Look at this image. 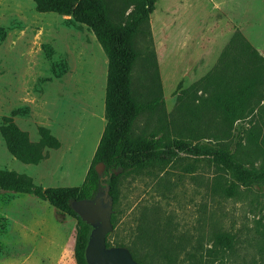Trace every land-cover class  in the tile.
Returning <instances> with one entry per match:
<instances>
[{
    "label": "rangeland",
    "instance_id": "rangeland-1",
    "mask_svg": "<svg viewBox=\"0 0 264 264\" xmlns=\"http://www.w3.org/2000/svg\"><path fill=\"white\" fill-rule=\"evenodd\" d=\"M132 3L106 0L112 14H120ZM149 27L150 46L144 34ZM149 27L143 24L135 37L137 57L131 72L135 103L151 105L140 115L138 130L153 123L152 129L166 128L161 96L164 109L177 113L182 89H188L190 96L200 92L197 82L214 67L234 33L240 32L264 57V0H157ZM173 35L184 55L178 57L179 66L174 68L173 63L171 69L165 59L167 37ZM106 76L107 58L86 26L68 16L38 13L32 0H0V125L3 116L18 110L14 121L31 141H38L37 129L42 126L60 142L59 149L47 150L45 161L36 168L15 160L0 136V170L31 176L43 188L78 186L106 123ZM179 108L181 114L190 111L188 105ZM221 127L218 122L211 131L195 134L192 143L213 146L218 142L245 167L259 168L264 155V110L259 113L258 107L252 117L236 121L229 134ZM31 169H47L53 178L33 177ZM232 183L209 160L186 152L166 172L122 177L108 242L124 244L136 262L145 264L146 253L155 255L167 247L157 229L168 222L166 231L172 240L185 234L191 243L199 239L204 250L211 247L215 235L234 237L233 248L220 253L222 258L215 264H264V181L239 187L233 197L218 189ZM12 200L13 196H0V207ZM144 218L148 223L143 221L141 233L145 236L138 241ZM153 224L160 226L156 229ZM1 230L0 252L7 251Z\"/></svg>",
    "mask_w": 264,
    "mask_h": 264
},
{
    "label": "trees",
    "instance_id": "trees-1",
    "mask_svg": "<svg viewBox=\"0 0 264 264\" xmlns=\"http://www.w3.org/2000/svg\"><path fill=\"white\" fill-rule=\"evenodd\" d=\"M156 1L133 0L132 4L124 6L120 14H112L106 0H32L38 13L68 16L73 23L86 26L107 58L106 123L83 183L77 187L43 188L27 176L0 170V193L34 195L54 207L59 223L64 222L66 217L76 220L74 253L77 264H87L84 253L92 228L73 211L71 203L92 200L102 185L108 186L114 205L118 201V185L122 177L139 176L143 172L151 174L154 170L166 172L181 152L205 158L221 173L228 174L235 183L226 187L218 185V189L228 197L235 196L239 187L249 188L264 181V155L259 168L245 167L234 153L218 142L213 146L192 143L195 134L211 131L218 119L219 124L224 126L221 127L222 132L229 134L235 120L252 117L258 107L259 113L264 110V57L240 32L232 35L214 67L197 82L202 94L190 96L187 91L183 93V98H177V113L171 115V120L166 115L161 96L165 129H152L154 123L150 128L137 129L140 115L151 105L136 104L131 93V72L137 57L135 37L140 34L143 24L149 27V17ZM110 14L115 16L116 21ZM144 34L149 37L148 46L152 45L150 27ZM159 92L162 95L161 88ZM195 100L198 103L192 105ZM184 105H188L190 111L181 114L179 107ZM18 114L20 111L14 110L9 116L2 117L0 136L14 159L23 164L38 165L46 158L47 150L60 148V142L42 126L37 129L38 141L32 142L29 134L15 123L14 117ZM200 114L206 116L202 118ZM195 116L198 119L190 118ZM145 131L141 136L140 133ZM98 164L104 167L102 174L95 169ZM143 221L148 223L144 218L139 224L138 241L145 236L141 233L145 224ZM154 226L157 229L160 225ZM168 227L167 222L157 229L167 247L155 255L146 253L145 264H179L184 261H189V264H215L222 258L219 254L231 250L235 243L231 235L218 234L213 237L211 247L204 250L199 239L191 243L190 237L185 234H180L176 241L172 240L169 230L166 231ZM108 236V248L126 247L124 244H110Z\"/></svg>",
    "mask_w": 264,
    "mask_h": 264
},
{
    "label": "crops",
    "instance_id": "crops-1",
    "mask_svg": "<svg viewBox=\"0 0 264 264\" xmlns=\"http://www.w3.org/2000/svg\"><path fill=\"white\" fill-rule=\"evenodd\" d=\"M167 39L168 54L165 60L169 61L167 66H172V69L173 63L176 64L174 68L179 66L178 64L181 60L179 61L178 57H183L184 50L182 53L179 52L180 50L177 47V44H179L177 36L173 35L171 38L167 37ZM187 91L189 94L188 89H182V93ZM195 94L199 96L202 94V91L200 90L199 93L196 92ZM197 103L198 101L195 100L192 102V105ZM172 114L173 111H166V115L170 117V120L172 119ZM199 116L204 118L206 115L200 114ZM190 118L193 120L198 119L196 116ZM236 121L240 120H235L233 124H235ZM218 122H220L219 119L215 124H218ZM39 164L30 166L38 168L37 166H39ZM24 166L28 165L26 164ZM41 170L42 171H32L31 169L32 176L36 177L40 176V174H48L49 178H53V176L48 173L47 169L44 171L43 169ZM16 173L20 174L18 171H16ZM86 173L82 176V180L78 186L83 183ZM28 177L32 180L31 176ZM33 183L37 185L35 182ZM2 195L13 196V200L0 207V228L3 234L2 240L4 241V247L7 248V251L2 250V252H0V264H77L74 253L76 224L73 218L67 217L63 223H58L54 219V207L34 195L4 192L0 193V196Z\"/></svg>",
    "mask_w": 264,
    "mask_h": 264
},
{
    "label": "water",
    "instance_id": "water-1",
    "mask_svg": "<svg viewBox=\"0 0 264 264\" xmlns=\"http://www.w3.org/2000/svg\"><path fill=\"white\" fill-rule=\"evenodd\" d=\"M95 169L101 174L104 167L98 164ZM71 207L92 228L84 253L87 264H139L126 248L106 246V237L113 230V198L107 185L99 188L92 200L73 201Z\"/></svg>",
    "mask_w": 264,
    "mask_h": 264
}]
</instances>
